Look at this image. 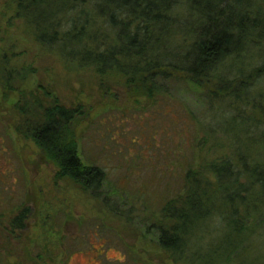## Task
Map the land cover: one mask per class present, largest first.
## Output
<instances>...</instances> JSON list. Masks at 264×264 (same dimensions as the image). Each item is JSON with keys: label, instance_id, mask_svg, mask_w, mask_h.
<instances>
[{"label": "trees", "instance_id": "1", "mask_svg": "<svg viewBox=\"0 0 264 264\" xmlns=\"http://www.w3.org/2000/svg\"><path fill=\"white\" fill-rule=\"evenodd\" d=\"M258 4L11 0L15 17L24 22L33 42L67 64L106 80L118 78L130 95L148 99L163 97L172 83H181L204 93L208 105H221L236 126L254 130L234 140L233 157L185 171L182 194L161 207L158 243L187 264H236L238 253L249 252L264 233V162L248 149L241 152L248 144L264 147V93L256 91L264 80V46H259L264 9ZM250 46L259 53L253 55ZM23 80L2 55L0 88L4 96H17V134L34 143L46 164L55 168L56 178L97 197L106 175L81 159L75 133L80 109L66 108L50 93L19 89L15 83ZM28 218L29 208H21L10 227L21 230ZM218 222L223 228L213 246L216 235L209 225Z\"/></svg>", "mask_w": 264, "mask_h": 264}, {"label": "rangeland", "instance_id": "2", "mask_svg": "<svg viewBox=\"0 0 264 264\" xmlns=\"http://www.w3.org/2000/svg\"><path fill=\"white\" fill-rule=\"evenodd\" d=\"M2 55L24 77L15 83L19 89L50 93L66 108L80 109L81 159L106 177L97 197L56 178L34 143L17 134V96L0 88V264H187L158 243L161 207L182 194L185 171L233 157L234 140L254 130L236 126L221 105H208L204 93L181 83L148 99L130 95L118 78L67 64L33 42L11 0H0ZM258 90L264 93V80ZM241 152L264 162V147L248 144ZM25 207L29 218L15 230L10 221ZM209 226L216 246L223 224ZM253 244L236 264H264V233Z\"/></svg>", "mask_w": 264, "mask_h": 264}]
</instances>
